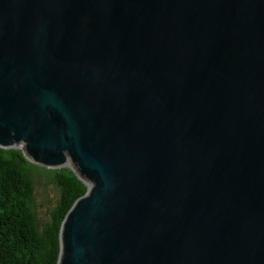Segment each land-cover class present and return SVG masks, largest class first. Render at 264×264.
Masks as SVG:
<instances>
[{
	"label": "water",
	"instance_id": "95a60500",
	"mask_svg": "<svg viewBox=\"0 0 264 264\" xmlns=\"http://www.w3.org/2000/svg\"><path fill=\"white\" fill-rule=\"evenodd\" d=\"M0 148L86 186L56 264H264V0H0Z\"/></svg>",
	"mask_w": 264,
	"mask_h": 264
},
{
	"label": "trees",
	"instance_id": "16d2710c",
	"mask_svg": "<svg viewBox=\"0 0 264 264\" xmlns=\"http://www.w3.org/2000/svg\"><path fill=\"white\" fill-rule=\"evenodd\" d=\"M31 169L48 174L59 191L49 221L41 229L33 211ZM85 191L68 168L44 169L27 161L18 149L0 148V264H56L61 222Z\"/></svg>",
	"mask_w": 264,
	"mask_h": 264
},
{
	"label": "rangeland",
	"instance_id": "374dc122",
	"mask_svg": "<svg viewBox=\"0 0 264 264\" xmlns=\"http://www.w3.org/2000/svg\"><path fill=\"white\" fill-rule=\"evenodd\" d=\"M63 168H68V166ZM31 176L34 182L33 211L41 229L43 224L49 221L50 212L58 201L59 191L49 175L41 170L31 169Z\"/></svg>",
	"mask_w": 264,
	"mask_h": 264
}]
</instances>
